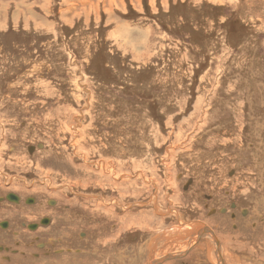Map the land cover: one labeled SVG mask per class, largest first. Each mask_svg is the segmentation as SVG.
I'll return each instance as SVG.
<instances>
[{
  "label": "rangeland",
  "instance_id": "374dc122",
  "mask_svg": "<svg viewBox=\"0 0 264 264\" xmlns=\"http://www.w3.org/2000/svg\"><path fill=\"white\" fill-rule=\"evenodd\" d=\"M13 177L59 201L43 264H264V0H0Z\"/></svg>",
  "mask_w": 264,
  "mask_h": 264
},
{
  "label": "flooded vegetation",
  "instance_id": "af4514ba",
  "mask_svg": "<svg viewBox=\"0 0 264 264\" xmlns=\"http://www.w3.org/2000/svg\"><path fill=\"white\" fill-rule=\"evenodd\" d=\"M25 177H18L19 184L22 183L21 191L23 190L26 195L33 193L35 190L34 186L36 183L35 178L27 179ZM16 178L13 177V180L6 184L7 187L2 188L0 184V264H43L44 256L43 253L47 252V250L51 247L49 244V239H44L43 241L35 242L37 238L40 236H50L48 230H51L55 227V213L59 209L60 206L59 201L53 199H47L45 204H42L41 201L35 197H22L14 192L13 189H18L14 185V180ZM192 183V182H191ZM5 185V184H4ZM9 185L15 186V188L9 187ZM28 193V194H27ZM34 196V195H33ZM38 199V206L34 208L35 202ZM40 201V202H39ZM41 203V204H40ZM231 209L233 210L231 213L234 215V218L237 216V206L232 205ZM236 209V210H235ZM227 212L223 211V213ZM240 212V211H239ZM243 217L248 218L249 212L242 211L240 212ZM48 215V216H47ZM37 216H39L37 218ZM51 222H53V227L49 228ZM39 228H46L44 231H37ZM64 230H62V234ZM64 236V235H63ZM87 233H79L78 239L80 241L87 240ZM201 239L199 241H203ZM219 241V240H218ZM239 241H242L239 239ZM249 241V240H246ZM204 243V242H199ZM201 245V244H200ZM214 247V243H212ZM243 245V244H239ZM203 247V246H202ZM204 248V247H203ZM236 248H239L236 247ZM68 248H63L55 252L58 256L64 255ZM72 252V251H71ZM80 253L79 251H73L72 253ZM156 252V251H155ZM233 252V251H232ZM237 253H242L245 251H236ZM215 254H220L217 250V244H215V248H213V252ZM249 251L246 252L248 255ZM48 256L50 254H47ZM179 254H175V257H178ZM191 257V260H173L175 264H210L207 262V252L205 249H194L190 251L187 257ZM222 259L218 258L215 260L216 264H223L222 262H226V254H221ZM236 256V255H234ZM240 258V255H237ZM69 256H62V264H70L71 260H68ZM72 257V256H71ZM162 256H153V258L149 259V263H157ZM73 263L77 264L78 258L73 259ZM255 261V259H253ZM72 263V264H73ZM231 264V262H226ZM225 263V264H226Z\"/></svg>",
  "mask_w": 264,
  "mask_h": 264
},
{
  "label": "crops",
  "instance_id": "0c3cea01",
  "mask_svg": "<svg viewBox=\"0 0 264 264\" xmlns=\"http://www.w3.org/2000/svg\"><path fill=\"white\" fill-rule=\"evenodd\" d=\"M158 242H159V241H158ZM155 251H156V249H155ZM115 261H116V260H115ZM116 263L119 264L118 261H117Z\"/></svg>",
  "mask_w": 264,
  "mask_h": 264
},
{
  "label": "water",
  "instance_id": "95a60500",
  "mask_svg": "<svg viewBox=\"0 0 264 264\" xmlns=\"http://www.w3.org/2000/svg\"><path fill=\"white\" fill-rule=\"evenodd\" d=\"M39 148H42V146H39Z\"/></svg>",
  "mask_w": 264,
  "mask_h": 264
},
{
  "label": "bare ground",
  "instance_id": "6f19581e",
  "mask_svg": "<svg viewBox=\"0 0 264 264\" xmlns=\"http://www.w3.org/2000/svg\"><path fill=\"white\" fill-rule=\"evenodd\" d=\"M176 231V230H175ZM176 233V232H175Z\"/></svg>",
  "mask_w": 264,
  "mask_h": 264
}]
</instances>
